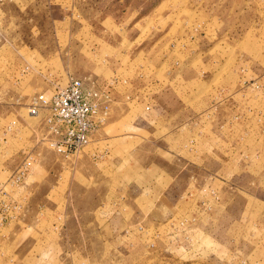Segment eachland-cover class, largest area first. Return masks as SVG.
<instances>
[{"label": "rangeland", "instance_id": "obj_1", "mask_svg": "<svg viewBox=\"0 0 264 264\" xmlns=\"http://www.w3.org/2000/svg\"><path fill=\"white\" fill-rule=\"evenodd\" d=\"M70 76L113 116L66 156L28 107ZM0 186V264H264V0H0Z\"/></svg>", "mask_w": 264, "mask_h": 264}, {"label": "built area", "instance_id": "obj_2", "mask_svg": "<svg viewBox=\"0 0 264 264\" xmlns=\"http://www.w3.org/2000/svg\"><path fill=\"white\" fill-rule=\"evenodd\" d=\"M42 110H48L43 139L49 147L68 156L83 150L91 142V135L106 124L111 103L110 98L88 88L81 78L70 76L67 84L56 88L50 98L45 93L32 98L29 114L39 115ZM29 157L22 162L14 183L19 184L30 170Z\"/></svg>", "mask_w": 264, "mask_h": 264}, {"label": "crops", "instance_id": "obj_3", "mask_svg": "<svg viewBox=\"0 0 264 264\" xmlns=\"http://www.w3.org/2000/svg\"><path fill=\"white\" fill-rule=\"evenodd\" d=\"M113 116V111L110 115V118H112ZM109 118V119H110ZM108 119V121H109ZM107 121V122H108ZM106 122V123H107ZM105 127V125H103L102 127H100L98 130H96L92 135H91V139L93 141L97 140L100 138V141L101 140H108V136L107 135H102L101 133H99V131L101 129H103ZM45 128V127H44ZM98 141V142H100ZM97 142V143H98ZM169 156V152H160L157 156V169L158 171H161V172H165L166 168L165 166L163 165V162L164 161L163 159L164 158H167L168 156H165L167 155ZM96 156L98 157L99 155L96 154V152L93 153V157L96 158ZM140 156L143 158V162L146 161V159L151 156V154L149 153L147 156H142L140 154ZM142 162V163H143ZM204 165V162L203 161H199V160H196V161H191L189 163H186L182 169L181 172L183 171H188L189 172V175H190V178L192 177L193 179L196 178V182H193L194 184L196 183V185L199 187L203 184H208V183H213L212 181V177L211 176H202L201 174V170H203L205 168ZM205 170V169H204ZM208 171V170H207ZM205 172V171H204ZM211 173V172H210ZM169 175V178H168V184L166 187H164V190L163 191V194H164V197L167 199L168 203L169 204H173V205H180L181 202H182V199L183 197H185L186 193L188 192V190L192 187V181L190 180L189 182L187 183H184L182 185V187L178 186L180 190V192L178 194H176L175 196L173 195V193H171V191L173 192V190L175 189V187L180 184L179 181V174L177 175H170V173H168ZM181 185V184H180ZM196 187V186H195ZM169 190V191H168ZM166 193H168V195H166ZM233 200H235V197H231L229 203L225 206V212L222 213L221 217H211L207 219V223L203 222L202 225L204 228H207V231L209 232L211 230V228H213L214 226H218V224L220 223H224V224H228L230 225V231L233 230V232H235L233 234V238H235V236H238L239 237V234L240 232L243 231V225H242V221H249L250 220V216L248 215L245 216L244 215V212L242 214L239 213L238 215H234V214H230L228 211H227V208L228 206L231 204V202H233ZM158 202V201H157ZM215 216V215H213ZM251 222V220H250ZM210 233V232H209Z\"/></svg>", "mask_w": 264, "mask_h": 264}]
</instances>
